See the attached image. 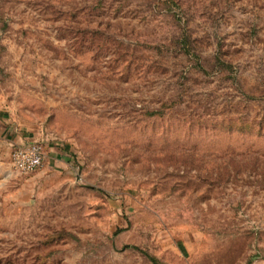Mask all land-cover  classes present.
Instances as JSON below:
<instances>
[{
	"label": "rangeland",
	"instance_id": "374dc122",
	"mask_svg": "<svg viewBox=\"0 0 264 264\" xmlns=\"http://www.w3.org/2000/svg\"><path fill=\"white\" fill-rule=\"evenodd\" d=\"M0 143V264H264V0H0Z\"/></svg>",
	"mask_w": 264,
	"mask_h": 264
},
{
	"label": "built area",
	"instance_id": "2783aa9c",
	"mask_svg": "<svg viewBox=\"0 0 264 264\" xmlns=\"http://www.w3.org/2000/svg\"><path fill=\"white\" fill-rule=\"evenodd\" d=\"M44 160V145L39 140H30L14 146L10 152V162L14 170L23 173L35 171Z\"/></svg>",
	"mask_w": 264,
	"mask_h": 264
},
{
	"label": "crops",
	"instance_id": "0c3cea01",
	"mask_svg": "<svg viewBox=\"0 0 264 264\" xmlns=\"http://www.w3.org/2000/svg\"><path fill=\"white\" fill-rule=\"evenodd\" d=\"M24 139L26 140L27 137H24ZM27 140H28V139H27ZM16 141H17V140H16ZM18 141H20L21 144H23V143L25 142V141L23 142V138H21V137H20V140H18ZM0 144H1V143H0ZM17 145H18V144H17ZM15 146H16V144H15ZM8 148H9V147H8ZM5 149H6V147L2 148V146H0V150H1V151H5ZM10 152H11V150H10Z\"/></svg>",
	"mask_w": 264,
	"mask_h": 264
},
{
	"label": "trees",
	"instance_id": "16d2710c",
	"mask_svg": "<svg viewBox=\"0 0 264 264\" xmlns=\"http://www.w3.org/2000/svg\"><path fill=\"white\" fill-rule=\"evenodd\" d=\"M150 258L153 260V262H155V258L154 257L150 256Z\"/></svg>",
	"mask_w": 264,
	"mask_h": 264
}]
</instances>
